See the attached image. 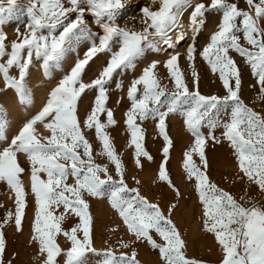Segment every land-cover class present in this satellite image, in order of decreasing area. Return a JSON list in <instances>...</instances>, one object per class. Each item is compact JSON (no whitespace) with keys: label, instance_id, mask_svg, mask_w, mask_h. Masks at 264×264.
Listing matches in <instances>:
<instances>
[{"label":"snow or ice","instance_id":"6c2138e0","mask_svg":"<svg viewBox=\"0 0 264 264\" xmlns=\"http://www.w3.org/2000/svg\"><path fill=\"white\" fill-rule=\"evenodd\" d=\"M246 2L250 11H243L228 0H210L207 5L196 3L194 6L191 0H160L158 10H151L147 6L141 9L147 26L137 33L120 28L114 22L117 11L125 7L123 0H84L83 6L81 0H67V3L65 0H28L27 7L23 9L28 18L26 32L20 34L17 29L18 39L11 42L10 51H6V34L0 31V57H8L5 63H0V76L4 88L13 89L21 103L30 102L25 77L33 53L36 57H43V66L47 69L49 62L62 56L72 41L93 37L88 27L89 16L102 32L99 43L92 40L84 57L78 59L70 73L51 90L46 104L38 114L25 122L10 144L0 151V181L6 182L15 193L14 223L17 231L21 230L25 209V190L20 181L24 169L17 162V153L25 154L31 165V192L35 197L33 239L39 243L40 252L46 254L43 264H56L55 258L61 253L54 237L63 231L61 222L65 219V213L79 217L75 227L63 232L71 243L65 253V264H84L85 254L96 251L92 247V217L89 205L83 198L85 193L95 198L106 197L128 232L138 241L145 240L152 248L158 249L165 264H198L184 256V241L172 220L163 214L158 205L141 196L138 189L127 186L122 162L104 131L108 125L115 124L112 111L105 108V85L118 69L134 68L135 59L141 57L146 49L160 52L174 49L181 43L185 39L183 33L173 41L168 32L180 27V17L188 7L192 8L189 24L193 39L206 22V12L216 11L221 14L217 30L199 55L213 73H219L227 94L221 98L202 95L198 89L190 91L178 65V52L170 53L164 61L174 85L169 92L166 85H161L155 72L160 62H150L142 74L131 82L127 92L131 101L125 113V124L130 133L129 145L134 146L137 167L140 166L141 157L151 160L152 157L143 147V129L136 121L138 118L141 121L151 118L156 122V128L164 141V159L159 165V179L167 181L178 197L179 191L168 179L166 170L172 146L166 131V118L169 114L179 112L187 130L194 137L192 146L184 152L183 169L189 179H195V191L203 209V227L206 232L214 234L222 249L221 264H264V208L256 205L244 207L231 194L212 183L207 175L209 165L205 153L208 140L216 144L221 142L213 135V130L222 128L221 135L233 149L239 171L264 192V116L247 107L240 98V69L229 55V50H232L244 58L253 76L257 77L260 95L264 98V29L259 26L264 19V0ZM7 4V8L0 7V25L6 22L5 14L10 15L16 9L17 0H7ZM58 28H62V31L57 36L55 32ZM45 29L48 30L47 35L43 34ZM149 29L154 30L153 35L159 37L166 49H161L157 43L149 40ZM240 32L251 49L241 45L237 35ZM115 37L120 38L118 51L112 53L97 78L90 83L82 82L81 75L86 66L98 53L110 51ZM25 49L27 58L23 55ZM195 53V44H189L186 58L190 65ZM13 67L18 69V78L9 74ZM192 77L193 82L198 83V74L194 70ZM138 85L143 86L139 98ZM90 88L97 89V95L84 121V127L95 128L96 137L102 145L99 154L114 164L119 179H114L107 167L94 163L92 146L84 137L76 116L77 100ZM221 109L225 110L227 120L220 119ZM104 112L107 121L101 123L99 114ZM37 122L42 123L51 133L50 137L44 138L46 142L35 135L34 125ZM201 127L209 129L207 136L201 132ZM193 154L199 156L203 169L193 162ZM41 173L47 179H42ZM100 173L104 174L103 179ZM69 176L74 179V184L66 183ZM61 205L64 212L54 215L55 208ZM174 208L175 205L169 207V214ZM12 216L10 212L5 215L0 229ZM153 230L164 241L163 244L153 239L150 234ZM78 233H82V238L78 237ZM121 246L128 247L124 243ZM5 250L4 233L0 231V264H3ZM103 256L101 264H139L135 252L130 256L125 253L116 256L108 249Z\"/></svg>","mask_w":264,"mask_h":264},{"label":"rangeland","instance_id":"374dc122","mask_svg":"<svg viewBox=\"0 0 264 264\" xmlns=\"http://www.w3.org/2000/svg\"><path fill=\"white\" fill-rule=\"evenodd\" d=\"M65 2L67 3V0ZM123 2L125 7L117 11L114 22L120 28L137 33L142 32L147 26L141 9L147 6L151 10H158L160 7V0H123ZM228 2L235 3L243 11H250L246 0H228ZM83 3L84 0H81L82 6ZM191 3L193 6L196 3H205L207 5L210 0H191ZM27 5L28 0H17L16 9L10 15L5 14L7 19L3 25H0V31L5 33L7 37L6 51H10L11 42L18 39L17 29H19L20 34L26 32L25 25L28 23V18L23 9ZM0 7L7 8V0H0ZM185 9L186 18L189 21L192 8L188 7ZM252 14L254 15V11ZM220 18L221 14L216 11L206 12V22L199 33L196 34L195 39H193L194 34L191 31L190 37H186V40L180 44L179 49L175 52L180 54L178 65L190 91L198 89L202 95H216L222 98L227 93L219 78V73H213L207 62L199 55L200 51L209 42L210 36L217 30ZM87 19L88 27L94 34L93 37L72 41L70 46L66 47V51L62 56L55 61L49 62L47 69L43 66V57H36L35 53H33L31 64L25 77V86L30 96V102L21 103L13 89L4 88L3 78L0 76V125H2L0 127V151L10 144L12 138L18 134L25 122L38 114L46 104L51 90L58 85L64 76L70 73L75 62L84 57L87 48L91 46L92 40L94 39L97 44L99 43V35L102 32L91 16ZM237 23L239 24V18ZM259 26L264 29V19L260 21ZM60 31H62V28H58L55 35L58 36ZM149 33V40L159 44L152 37L154 30L149 29ZM43 34L47 35L48 30H43ZM237 35L240 37L241 45L251 49V46L244 41L243 33L240 32ZM119 40V37H115L111 42L110 51L98 53L89 62L81 75L82 82L90 83L98 77L99 72L106 66L112 53L118 51ZM191 43L195 44L196 53L190 65L186 58V49ZM158 46L161 48L160 45ZM68 52L71 53V59L64 62V55ZM163 52L164 50L154 52L146 49L141 57L135 59L134 68L118 69L113 74L112 79L105 85L107 89L105 108L112 111L115 124L108 125L104 131L110 137L115 153L122 162L125 183L129 188L138 189L141 196L145 197L150 203L158 205L163 214L172 220L180 233L181 239L184 241L182 249L184 256L187 259L197 261L198 264H221L223 258L222 249L215 240L214 234L206 232L203 227V209L195 191V179H189L183 169L184 152L194 142V137L184 124L183 116L177 112L169 114L166 118V131L172 141L166 170L168 179L174 188L179 191L180 195L178 197L173 188L169 187L167 181L159 179V165L164 159L162 154L164 141L156 128V122L151 118L143 121L138 118L136 121L143 129V147L152 157L151 160L141 157L140 166L137 167L134 146L129 145L130 133L125 124V113L131 106V101L127 96L131 82L142 74L143 69L150 62L159 61L160 63L157 64L155 72L161 85H166L169 92L174 88L164 66V61L169 56H165ZM23 55L27 58V49L24 50ZM229 55L240 69V98L247 107L264 116V98H261L257 77L253 76L250 66L245 63L244 58L238 53L229 50ZM7 58V56L0 57V63H5ZM193 70L198 74V83L193 82ZM9 74L18 78V69L13 67L10 69ZM117 84L120 85L119 88H117ZM137 87V98H139L143 91V86L138 85ZM96 95L97 89L94 88L86 89L81 94L77 100L76 116L84 137L92 146L94 163L107 167L109 174L114 179H119L116 176L114 164L106 156L99 154L102 151V145L96 137L95 128L84 127V121L91 112ZM228 111L230 112V109ZM227 118L225 110L221 109L220 119L227 120ZM99 119L101 123H106V112L99 114ZM34 129L35 135L42 142H46L44 138L51 135L50 131L40 122L34 125ZM222 131V128L213 130V135L221 141L219 144L214 143L212 140H208L206 143L205 153L209 165L207 175L210 181L231 194L242 206L251 207L256 205L264 208V192H261L258 186L248 181L246 177H243V174L238 169L233 149L221 135ZM201 132L207 136L209 129L201 127ZM80 151L82 152V150ZM192 159L198 167L203 169L198 155L193 154ZM17 162L24 169V172L20 174V181L25 190V209L22 216L21 230L17 231L14 223L15 193L6 182L0 181V223H3L7 213L13 214L12 218L7 223H4L3 228L0 229V231H3L6 241L3 264H43L46 254L40 252L39 243L33 239L32 224L35 219V197L31 192V165L23 153H17ZM100 176L102 179L104 178L103 173H100ZM41 178L47 179L43 173H41ZM66 183L74 184V179L69 176ZM83 198L89 205L88 210L92 217L90 235L92 247L96 250L85 254L83 258L84 264H101L104 259L103 253L108 249H111L116 256L121 253L130 256L132 252H135L139 264H165V261L160 257L158 249L152 248L145 240L138 241L132 233L128 232L126 225L123 224L118 213L111 208L106 197L95 198L85 193ZM171 205H175V208L169 214L168 209ZM63 212L64 209L61 205L55 208L53 214L60 215ZM78 222L79 217L65 213V219L61 222L63 231L57 233L54 237L55 243L61 249L60 255L55 258L56 264H65V253L71 247L70 241H68L63 232L75 227ZM150 234L157 243H164L154 230ZM78 237L82 238V233H78ZM122 243L127 244L128 247H122Z\"/></svg>","mask_w":264,"mask_h":264},{"label":"bare ground","instance_id":"6f19581e","mask_svg":"<svg viewBox=\"0 0 264 264\" xmlns=\"http://www.w3.org/2000/svg\"><path fill=\"white\" fill-rule=\"evenodd\" d=\"M186 9L183 11L181 17H180V27H177L171 31L168 32V35L173 39V41H175V38L177 35H179L180 33H183L185 35V39L182 41L184 42L186 40V37H190L191 35V29H190V24H189V21L188 19L186 18ZM153 39L156 40L161 46V49H166V46L163 45L161 42H160V39L159 37L155 36V35H152ZM181 42V43H182ZM179 43L178 45L175 46V48L172 50V49H166L164 50L163 54L165 56H169L170 53H174L176 50L179 49L180 47V44ZM71 59V53H66L64 55V62H67Z\"/></svg>","mask_w":264,"mask_h":264}]
</instances>
